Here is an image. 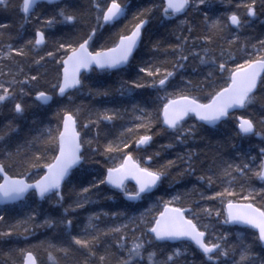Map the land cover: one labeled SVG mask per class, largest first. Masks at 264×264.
<instances>
[{"label":"snow or ice","instance_id":"6c2138e0","mask_svg":"<svg viewBox=\"0 0 264 264\" xmlns=\"http://www.w3.org/2000/svg\"><path fill=\"white\" fill-rule=\"evenodd\" d=\"M130 4L22 0L21 22L0 23V264H39L38 248L51 264H264V32L251 34L264 25V0H219L222 9L217 0H149L104 42ZM13 6L0 0V11ZM172 22L174 40L153 38ZM87 73L121 76L119 88L94 86ZM85 89L112 100L117 92L131 109L119 100L85 109L74 102ZM138 89L156 102H133ZM33 106L51 119L24 124ZM233 119L236 137L260 138L258 151L211 139ZM117 121L126 122L113 132ZM160 135L168 142L150 151ZM197 140L203 148L158 161ZM177 176L192 187L169 191ZM120 196L122 207L76 223L79 210ZM9 205L27 212L10 220ZM36 227L52 237L29 242Z\"/></svg>","mask_w":264,"mask_h":264},{"label":"trees","instance_id":"16d2710c","mask_svg":"<svg viewBox=\"0 0 264 264\" xmlns=\"http://www.w3.org/2000/svg\"><path fill=\"white\" fill-rule=\"evenodd\" d=\"M22 2V0H12V4L14 5L13 7H10L8 11H0V23H11L13 25H18L21 22V17L23 16V14L21 13L19 7L15 6V5H19ZM149 0H131V4L129 6V13L128 16L125 19H122L121 21H119V23L113 28V27H109L106 28L105 30H103V34H104V42L107 43H111V40L108 39L109 37H113L116 32L120 31L121 29H125V27L130 28L132 23H134L133 19H132V15L133 12L136 10V8L138 6H142L146 3H148ZM221 9L224 7L223 5L219 6ZM39 11V9H38ZM155 23V22H154ZM175 22H172L168 25V31L166 32L163 28L155 30L156 34L153 36V38H161V39H166L169 41L174 40V37L171 36L169 33L171 32V29L174 27ZM35 22L33 21L32 23H28L25 25V35H31L33 34V28H34ZM59 27L57 26L56 29H45L46 32H58L59 31ZM15 27L12 29V31H15ZM260 33H256V34H252L254 36H260V34L262 32H264V28L260 26ZM147 40V38H146ZM142 51L147 52V46L142 45ZM147 58V57H145ZM163 59V56L161 57ZM52 65H49V68H51ZM186 74H190V71L187 70ZM123 76L124 79H128L130 76L134 75V72L132 71H127L121 74ZM90 77L89 83H91L94 86H105V87H111L113 90L119 88V84H120V79L121 76H117V75H99V74H95V73H90L88 75ZM193 76V75H192ZM194 77V76H193ZM42 86L46 87V85L43 84L42 82ZM136 95V100L133 102H145L147 101V106L151 107L153 105V103H155V95L154 93H152L151 89H138L136 91V93L134 94ZM114 97L115 100H119L122 103H115V100H112V98H100V97H92L90 95H88L87 90L85 89V91L83 93H76L75 94V103L78 105H81L83 108L87 109L90 107H101V106H113V104L115 103V106L117 107H127L129 110L131 109V103L128 101L127 97H120L119 93L114 92ZM31 99V98H29ZM55 105L53 104V109L54 110ZM242 115H250L252 113H249L248 111L243 110ZM86 112L82 113L83 115H86ZM130 115V113H129ZM33 118H39V119H43L45 123L48 122L49 119H51V111L47 110L45 107H36L33 106L32 107V111H29L27 114V120L24 121V124H30ZM3 120V117H0V121ZM53 123H55V121H52ZM126 121H117L116 122V126L115 128H113V132H118L120 129V125L125 123ZM193 120H189L188 123L191 124L193 123ZM236 126V121L233 119L230 121V123L226 126H223L221 131L219 133H216L215 131L213 132V134L211 135V139L213 141L216 140H221L227 137H232L234 142H236L237 144L241 145L243 149L247 150L249 148V146H253V151H258V146H260V140H256L252 137H250L249 139H245V140H241L239 137L235 136V128ZM168 142L167 137L165 136H156L154 138V143L151 146L150 151H156V150H160V145L161 144H166ZM197 145H199L200 148H203V143L200 142L199 140L197 141H190L188 146H181V145H177L176 147L172 148V149H167L162 151L161 157L158 158L159 162H162L164 159H175L176 154L177 153H182L186 147H197ZM228 151H231V149H227ZM157 161L154 160L153 163H156ZM173 175H175V170H173ZM194 179V178H193ZM258 185V182H255ZM185 186H187L188 188H191L192 185L190 183H188V178H183V177H176V183L173 185V187L171 189H169L170 191L173 190H180L183 191ZM130 188L132 186H129ZM164 188H168V182L165 181L164 184ZM163 189L161 190V192H157V195H160L162 193ZM68 195L70 196L71 194L68 193ZM167 198V197H165ZM123 197L120 196L119 199L117 201H101L100 203L96 204V205H92L86 209L83 210H79L78 213H76L77 216V220L76 223L80 224L86 217V214L88 211H99L101 208L105 209V210H117V208L122 207V201H123ZM149 202H145L143 207H141L139 210L143 211L144 207H147ZM44 208H48L50 209L51 206L48 204H44L43 205ZM27 209L21 207L20 205H12L10 207H7V216L10 220H14V219H22L24 217V215L26 214ZM43 215L39 216L37 218V224H40V222L43 220ZM78 230V229H75ZM34 231V235L29 237V242H36L38 240H43L46 238H51L52 237V229H49L47 227H36L33 229ZM25 242L21 241V245H23ZM37 255L39 257V264H43V263H47V264H51L50 261L47 260V254L46 252L42 249V248H38L36 249ZM0 259H6L3 257H0ZM189 260L193 259V257L189 256L188 257ZM196 259H199V257L197 256Z\"/></svg>","mask_w":264,"mask_h":264},{"label":"bare ground","instance_id":"6f19581e","mask_svg":"<svg viewBox=\"0 0 264 264\" xmlns=\"http://www.w3.org/2000/svg\"><path fill=\"white\" fill-rule=\"evenodd\" d=\"M21 3H22V2H21ZM217 5L221 6V5L219 4V0H217ZM21 13H22V12H21ZM22 14H23V13H22ZM260 26L264 28V25H261V24L259 23V21H257L256 24L254 25V27H255V32H254V33H251V34L260 33V32H261V30H260ZM188 70H189L190 73H191V69L189 68ZM89 74H90V73H88L87 75H89ZM191 74L194 76V78L196 77V74H193V73H191ZM256 110L259 111L258 108H257ZM30 111H32V108L30 109ZM235 115H236V116H240V115H242V113H236ZM235 128H236V126H235ZM252 138H254V139H256V140H260L259 137H255V136H252ZM169 191H170V190H169ZM10 206H12V205H9V206H7V207H10ZM0 207H4V206H3V205H0ZM43 264H47V263H43Z\"/></svg>","mask_w":264,"mask_h":264},{"label":"water","instance_id":"95a60500","mask_svg":"<svg viewBox=\"0 0 264 264\" xmlns=\"http://www.w3.org/2000/svg\"><path fill=\"white\" fill-rule=\"evenodd\" d=\"M88 74V73H87ZM243 110H238L236 113H241ZM134 182H130L129 185L133 186Z\"/></svg>","mask_w":264,"mask_h":264}]
</instances>
